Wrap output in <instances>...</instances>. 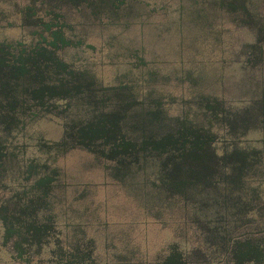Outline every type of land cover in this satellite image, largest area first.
<instances>
[{
	"label": "flooded vegetation",
	"instance_id": "af4514ba",
	"mask_svg": "<svg viewBox=\"0 0 264 264\" xmlns=\"http://www.w3.org/2000/svg\"><path fill=\"white\" fill-rule=\"evenodd\" d=\"M0 264H264V0H0Z\"/></svg>",
	"mask_w": 264,
	"mask_h": 264
}]
</instances>
